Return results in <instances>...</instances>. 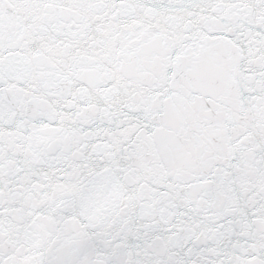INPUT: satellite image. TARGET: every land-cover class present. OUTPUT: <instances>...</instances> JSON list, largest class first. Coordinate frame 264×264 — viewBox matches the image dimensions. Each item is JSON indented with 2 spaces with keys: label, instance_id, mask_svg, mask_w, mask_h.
Masks as SVG:
<instances>
[{
  "label": "snow or ice",
  "instance_id": "obj_1",
  "mask_svg": "<svg viewBox=\"0 0 264 264\" xmlns=\"http://www.w3.org/2000/svg\"><path fill=\"white\" fill-rule=\"evenodd\" d=\"M0 264H264V0H0Z\"/></svg>",
  "mask_w": 264,
  "mask_h": 264
}]
</instances>
